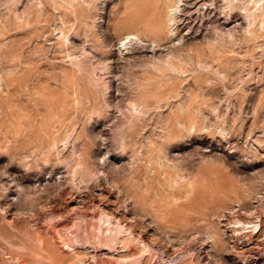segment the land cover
<instances>
[{
  "label": "rangeland",
  "instance_id": "1",
  "mask_svg": "<svg viewBox=\"0 0 264 264\" xmlns=\"http://www.w3.org/2000/svg\"><path fill=\"white\" fill-rule=\"evenodd\" d=\"M140 2L0 0V264H264V0Z\"/></svg>",
  "mask_w": 264,
  "mask_h": 264
},
{
  "label": "bare ground",
  "instance_id": "2",
  "mask_svg": "<svg viewBox=\"0 0 264 264\" xmlns=\"http://www.w3.org/2000/svg\"><path fill=\"white\" fill-rule=\"evenodd\" d=\"M141 2H140V5H141V16L139 17V18H137L136 19V23H140V22H142V21H148V20H152V22L156 19L155 17H154V13H156V7L154 8L153 6H152V4H151V0H140ZM174 1V0H173ZM137 2V1H136ZM172 2V1H171ZM177 3V1L175 2V4ZM156 6V5H155ZM170 6H172V5H170ZM175 6V5H174ZM128 8V7H127ZM138 11V10H137ZM140 11V10H139ZM149 14H151V16H153V17H150V19H149V17H148V15ZM173 15V14H172ZM164 16V15H163ZM156 17L157 18H160L161 17V14H156ZM171 18V17H170ZM150 22V21H149ZM155 22V21H154ZM145 25H147V23L145 24ZM152 25V24H151ZM150 25V26H151ZM146 27V26H145ZM148 27V26H147ZM133 36H136V34L135 33H128L127 35H125V37H123L121 40H120V43L121 44H127V41L128 42H130L131 40H132V38H133ZM258 216V215H257ZM253 219V218H252ZM234 223L233 224H238V225H240V226H244L245 225V223L244 222H242V221H240V220H237L236 219V221H233ZM248 223V222H247ZM250 223V222H249ZM253 223V222H252ZM258 225V224H257ZM237 226V225H236ZM248 226V225H247ZM256 227V226H255ZM254 227V228H255ZM252 228V227H251ZM249 236V235H248ZM251 239V238H250ZM253 240V239H252ZM256 240V239H255ZM249 242H251L250 240H249ZM258 243V242H257ZM242 245V244H241ZM250 247V246H249ZM253 254V253H252ZM258 256V255H257Z\"/></svg>",
  "mask_w": 264,
  "mask_h": 264
}]
</instances>
